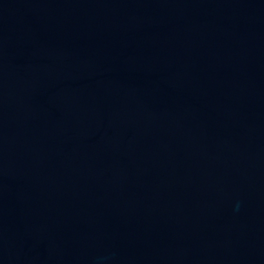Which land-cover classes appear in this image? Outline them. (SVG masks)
Returning a JSON list of instances; mask_svg holds the SVG:
<instances>
[{
  "label": "water",
  "instance_id": "obj_1",
  "mask_svg": "<svg viewBox=\"0 0 264 264\" xmlns=\"http://www.w3.org/2000/svg\"><path fill=\"white\" fill-rule=\"evenodd\" d=\"M0 264H264V0H0Z\"/></svg>",
  "mask_w": 264,
  "mask_h": 264
}]
</instances>
